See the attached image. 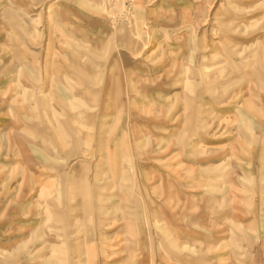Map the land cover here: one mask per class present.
Masks as SVG:
<instances>
[{
  "label": "rangeland",
  "instance_id": "374dc122",
  "mask_svg": "<svg viewBox=\"0 0 264 264\" xmlns=\"http://www.w3.org/2000/svg\"><path fill=\"white\" fill-rule=\"evenodd\" d=\"M25 60L49 154L0 149V264H264V0H0Z\"/></svg>",
  "mask_w": 264,
  "mask_h": 264
},
{
  "label": "crops",
  "instance_id": "0c3cea01",
  "mask_svg": "<svg viewBox=\"0 0 264 264\" xmlns=\"http://www.w3.org/2000/svg\"><path fill=\"white\" fill-rule=\"evenodd\" d=\"M30 65H32V61L25 60L26 73L24 75L0 73V131L3 133L1 134L2 138L6 140V143L0 145V149L4 145H7V147L9 145L14 146L16 154L20 155L25 163L27 161L47 162L49 123L48 95L45 92L49 91L47 83L50 81V76L48 73L41 75L42 78H45L39 80L38 83L42 85L43 80H45L43 88L45 91L37 92V95L34 96ZM60 76L59 73H55L52 75V79L55 78L54 80L60 81ZM60 82L62 83V81ZM17 88L19 90H16ZM34 97L37 100L34 101ZM38 99L41 103H45L46 110L44 112L39 109ZM41 103L40 105H42ZM15 159V162L18 163V157H15ZM36 176H38L37 173ZM40 177H43L42 174H40ZM46 177H48V174H46ZM2 220L0 224V241H7L4 236L9 233V225L6 219Z\"/></svg>",
  "mask_w": 264,
  "mask_h": 264
}]
</instances>
